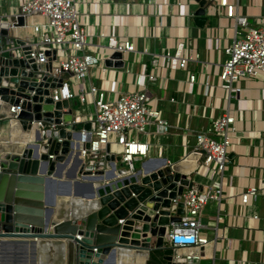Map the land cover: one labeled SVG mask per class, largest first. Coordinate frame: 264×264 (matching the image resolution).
<instances>
[{
  "label": "crops",
  "instance_id": "1",
  "mask_svg": "<svg viewBox=\"0 0 264 264\" xmlns=\"http://www.w3.org/2000/svg\"><path fill=\"white\" fill-rule=\"evenodd\" d=\"M20 1L0 0V20L17 13ZM73 1L90 46L92 44L85 49L96 50L101 58V64L89 70L88 82L106 90L111 89L113 94L110 93V96H116L136 89L135 73L144 71L155 76L147 85L149 104L159 111L169 127L162 134L156 133L151 126L146 134L147 155L145 162L139 161L138 167L142 175L146 174L142 167L147 163L151 165V171L162 166H174L178 172L186 173L195 159L192 154L186 155L193 144L192 131L205 127L223 108H227L234 117L235 132L231 136L221 178L222 197L218 203L212 202L204 207L202 222L207 236L214 237L211 264H264L263 146L262 140L257 138L264 130V99L260 94L262 84L256 78L240 79L235 83L240 89L235 99L228 98L227 92L216 86V76L223 60L221 49L230 44L233 38L234 21L224 17L222 7L216 6L206 7L204 23L201 26L195 24L193 12L198 4L194 0ZM227 2L235 4L234 13L245 17L248 24H255L264 17V0ZM100 32L113 33L121 39L132 41L134 49L122 53L121 67L104 65L103 60L109 54L103 48L105 38L98 37ZM10 35L28 42L34 38L28 29L13 28ZM179 41L183 42L186 53L198 55L197 60L189 61L184 70H168L162 65H151L153 54L171 53ZM189 73L195 75L193 83L186 81ZM202 78L207 85L201 83ZM77 106L73 108V115L92 111L90 103ZM5 127L4 123H0V130ZM81 128L82 124L75 125V130ZM37 134L34 127L28 132L27 140L40 142ZM8 135L21 136V133L18 128H10ZM77 149L76 141L73 156L64 161L66 169L61 176L67 173L70 176L78 169L75 160ZM117 164L120 167L116 168ZM179 164L180 167L176 168ZM112 166L113 171L106 170L104 176L109 172L111 178H115L137 170L135 167L132 172L125 170L126 167L123 169L116 159L108 163L109 169ZM194 174L189 177L198 186L202 185L205 178ZM247 186H254L257 196L249 206H242L238 196ZM81 190L87 193L88 185L85 184ZM76 198L85 200L83 197ZM70 207L71 204H68ZM254 215L256 218H253ZM155 251L156 257L161 259L160 251ZM56 258L54 252L48 250L38 256L37 264H54ZM162 262L165 264L164 260ZM0 264H31V254L28 249L0 251Z\"/></svg>",
  "mask_w": 264,
  "mask_h": 264
},
{
  "label": "water",
  "instance_id": "2",
  "mask_svg": "<svg viewBox=\"0 0 264 264\" xmlns=\"http://www.w3.org/2000/svg\"><path fill=\"white\" fill-rule=\"evenodd\" d=\"M194 1L198 8L193 21L201 26L206 19V3ZM22 25L21 16L10 28L6 21L0 23V108H20L14 118L7 119L0 113V123L6 125L0 130V251L28 249L31 264H37L40 256L38 241L46 243L47 251L51 246L57 257L54 264H132L118 260L121 250L144 253L145 259L150 251L159 250L165 264H184L186 254L203 256L201 246L172 248L163 242L166 229L182 213V191L192 183L174 166H162L143 175L137 169L105 180L104 172H91L92 160L82 164L76 151L78 169L70 176L57 172V166L71 157L73 139L79 132L71 122L72 103L53 102L49 97V90L60 86V80L43 74L29 57V46L10 35L12 28ZM45 55L48 58L43 69L49 71L54 52ZM121 57L114 51L103 63L121 67ZM38 122L60 127L56 131L39 130ZM82 125L84 129L89 127L87 123ZM34 127L38 140L46 139L44 144L27 140ZM10 128H18L21 136H9ZM114 159L118 157L105 156V160ZM85 184L88 192L82 193ZM68 204L70 216L63 218ZM54 213L58 214L52 216ZM62 243L65 249L58 248ZM211 262V258H202L198 264Z\"/></svg>",
  "mask_w": 264,
  "mask_h": 264
},
{
  "label": "built area",
  "instance_id": "3",
  "mask_svg": "<svg viewBox=\"0 0 264 264\" xmlns=\"http://www.w3.org/2000/svg\"><path fill=\"white\" fill-rule=\"evenodd\" d=\"M205 3L206 7H222L224 17L231 18L235 24L230 44L221 49L223 60L216 76V86L225 90L228 98L235 99L240 90L235 83L244 78H256L262 84L260 94L264 99V17L255 24H248L245 17L234 13L235 4L227 0H205ZM17 16L23 19V25L18 28L24 31L28 29L34 37L31 42L22 40L24 45L29 46V57L39 65L43 74L54 81L60 80V86L49 90L50 99L53 102L66 100L72 103L71 122L75 125H89L87 129L78 130L79 137L73 139V145L76 141L78 143L77 151L81 163L85 165L86 161L91 159V172L99 169L105 172L110 170L108 163L111 162L105 160V156L112 155L114 158L118 157L123 169L126 167L125 170L132 172L133 163L137 158L141 163L145 162L147 142L144 138L150 132V127L152 126L156 133L162 134L166 133L169 127L159 111L151 108L149 104L147 85L155 76L144 71L135 73L136 89L121 92L116 96H110L113 90H106L88 82L89 70L99 66L101 58L96 50L85 49L90 46L88 34L79 21L73 0H21L17 13L0 20V23L6 21L10 28ZM12 37L16 38L13 35ZM98 37L105 38L103 48L106 54L118 51L122 55L134 49L132 41L121 39L113 33L100 32ZM47 51H53L54 57L50 61V70L44 71ZM197 58L196 53H186L183 42L179 41L171 53L153 54L150 63L153 67L162 65L168 70H184L189 61H195ZM194 79V74L186 75L188 83H193ZM201 83L207 85L206 81ZM86 103L92 105L91 112L73 115L74 106ZM19 110V105H6L5 109L0 108V113L10 119L14 118ZM37 127L39 130L56 131L60 126L38 122ZM66 128L68 129V125ZM234 132V117L227 108H223L217 116L211 118L205 127L192 131L193 144L186 154L195 156L189 171L186 172L192 183L182 191V213L179 220L171 223L164 234V243L169 247H203V256L186 254L183 256L184 264H198L202 258H210L214 237L209 238L206 234L202 212L206 205L218 203L222 197V172ZM257 138L262 140L264 168V130ZM45 140L39 141L44 144ZM56 140L61 141L58 138ZM92 153H95L94 158H91ZM192 173L205 178L202 185L194 183L193 178L189 177ZM256 196L257 189L247 186L238 196L239 203L249 206ZM253 218H256V215ZM176 258L178 257L175 256Z\"/></svg>",
  "mask_w": 264,
  "mask_h": 264
},
{
  "label": "bare ground",
  "instance_id": "4",
  "mask_svg": "<svg viewBox=\"0 0 264 264\" xmlns=\"http://www.w3.org/2000/svg\"><path fill=\"white\" fill-rule=\"evenodd\" d=\"M73 156V154H72ZM71 158V157H70ZM69 159V158H68ZM64 163L62 164H59L57 166V172H59L60 174L64 171V169H66V166L64 165ZM179 168L180 167V164L176 166V168ZM151 165L149 163L147 164H143V167H142V170H144V172H146V174L150 173L151 172ZM124 176V175H123ZM108 177V180L111 178V175L109 172L106 173V176L103 175V179L107 178ZM121 177V176H120ZM119 177V178H120ZM98 182H99V179H98ZM96 183V182H94ZM82 191V190H81ZM63 200V199H62ZM65 210H64V214H63V218H68L70 216V213L69 211L71 210V207L68 208V205H65L64 206ZM73 208V207H72ZM73 210V209H72ZM71 212V211H70ZM58 213H54V215L52 214V216H55L57 215ZM38 244H40L38 246V248L40 249V254L42 253H45L47 251V245L45 242H40L38 241ZM60 248H64L65 249V244L62 243L59 247ZM63 250V249H62ZM64 251V250H63ZM119 259L121 262H123L124 260H128L129 262H131L132 264H143L144 260H145V254L144 253H140V252H130V251H120L119 253ZM117 262V260H116Z\"/></svg>",
  "mask_w": 264,
  "mask_h": 264
},
{
  "label": "trees",
  "instance_id": "5",
  "mask_svg": "<svg viewBox=\"0 0 264 264\" xmlns=\"http://www.w3.org/2000/svg\"><path fill=\"white\" fill-rule=\"evenodd\" d=\"M157 256V253L156 251L152 250L150 251L149 253V257H148V260L146 261L145 264H163L162 260L160 259V257H156Z\"/></svg>",
  "mask_w": 264,
  "mask_h": 264
},
{
  "label": "rangeland",
  "instance_id": "6",
  "mask_svg": "<svg viewBox=\"0 0 264 264\" xmlns=\"http://www.w3.org/2000/svg\"><path fill=\"white\" fill-rule=\"evenodd\" d=\"M75 107H78V106H74V108ZM134 167L136 168V169H138V167H139V161H134ZM118 167H120L118 164H117V166H116V168H118ZM122 168H123V165H122ZM204 220V219H203ZM202 220V221H203ZM166 245V244H165ZM48 249L49 250H52V248H51V246H48ZM148 259H145V261H144V263L143 264H145L146 263V261H147Z\"/></svg>",
  "mask_w": 264,
  "mask_h": 264
}]
</instances>
